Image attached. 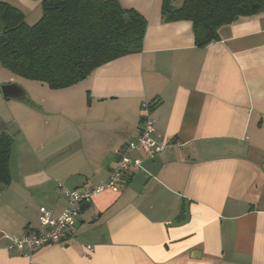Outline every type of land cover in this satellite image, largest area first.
<instances>
[{
  "label": "crops",
  "instance_id": "0c3cea01",
  "mask_svg": "<svg viewBox=\"0 0 264 264\" xmlns=\"http://www.w3.org/2000/svg\"><path fill=\"white\" fill-rule=\"evenodd\" d=\"M0 1L29 24L42 16L41 0ZM119 1L147 19L140 51L70 87L40 82V91L0 63V129L14 136L11 182L0 192V264H264V204L250 195L264 189V15L222 26L220 40L201 47L191 21L166 20L164 0ZM13 82L28 102L3 95ZM146 101L157 102V136L179 144L140 154L142 167L118 190L83 205L67 239L9 249V236L40 229V207L58 216L68 205L59 183H107L140 133Z\"/></svg>",
  "mask_w": 264,
  "mask_h": 264
},
{
  "label": "trees",
  "instance_id": "16d2710c",
  "mask_svg": "<svg viewBox=\"0 0 264 264\" xmlns=\"http://www.w3.org/2000/svg\"><path fill=\"white\" fill-rule=\"evenodd\" d=\"M175 1H163L164 17L191 21L201 47L220 40L222 26L264 15V0ZM41 7V18L29 24L21 9L0 1V63L22 79L62 89L142 49L147 19L119 0H41ZM13 143L0 129V192L11 182Z\"/></svg>",
  "mask_w": 264,
  "mask_h": 264
},
{
  "label": "built area",
  "instance_id": "2783aa9c",
  "mask_svg": "<svg viewBox=\"0 0 264 264\" xmlns=\"http://www.w3.org/2000/svg\"><path fill=\"white\" fill-rule=\"evenodd\" d=\"M151 102L142 104L143 115L140 122V133L136 139L127 142L117 155V160L112 169L107 183L95 189H69L59 183V189L68 196L69 203L58 216H54L52 209L40 207V229L24 234L9 236V249L24 250L30 252L51 243H57L68 238L75 219L85 203L91 201V197L104 189L118 190L129 170H139L143 164L140 154L156 157L173 148L179 143L175 140H165L157 136L154 119L151 116Z\"/></svg>",
  "mask_w": 264,
  "mask_h": 264
},
{
  "label": "water",
  "instance_id": "95a60500",
  "mask_svg": "<svg viewBox=\"0 0 264 264\" xmlns=\"http://www.w3.org/2000/svg\"><path fill=\"white\" fill-rule=\"evenodd\" d=\"M1 91L3 95L7 98H13L25 102H28L30 100L26 89L16 82L2 84Z\"/></svg>",
  "mask_w": 264,
  "mask_h": 264
},
{
  "label": "rangeland",
  "instance_id": "374dc122",
  "mask_svg": "<svg viewBox=\"0 0 264 264\" xmlns=\"http://www.w3.org/2000/svg\"><path fill=\"white\" fill-rule=\"evenodd\" d=\"M3 69H6L5 67H3V66H1ZM34 83V85L36 86V90H38V91H40L42 88H41V83L40 82H37V81H35V82H33ZM40 89V90H39ZM79 107V106H78ZM6 113H7V111H6ZM12 127H14V125L12 124L11 126H10V129H12ZM18 138H19V136H18ZM14 151V153H15V151L16 150H13ZM13 153V154H14ZM15 155L16 154H14L12 157H13V161H12V164H13V166H14V158H15ZM258 189H253L252 190V192L250 193V195L251 196H254L256 199H258V200H260L261 201V203L260 204H264V189L262 188V182H261V184H258Z\"/></svg>",
  "mask_w": 264,
  "mask_h": 264
}]
</instances>
